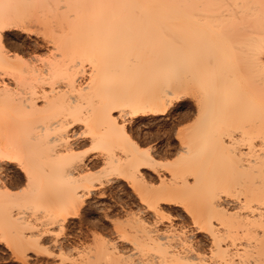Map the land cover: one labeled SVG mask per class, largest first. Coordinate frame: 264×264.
<instances>
[{"label":"bare ground","instance_id":"6f19581e","mask_svg":"<svg viewBox=\"0 0 264 264\" xmlns=\"http://www.w3.org/2000/svg\"><path fill=\"white\" fill-rule=\"evenodd\" d=\"M32 24L42 42L12 51ZM175 87L198 90L197 121L161 172L134 118L165 114ZM4 156L23 160L0 164V223L17 240L39 251L71 218L55 246L92 235L59 264H264V0H0ZM126 186L129 199L113 193ZM167 202L209 250L157 226Z\"/></svg>","mask_w":264,"mask_h":264},{"label":"rangeland","instance_id":"374dc122","mask_svg":"<svg viewBox=\"0 0 264 264\" xmlns=\"http://www.w3.org/2000/svg\"><path fill=\"white\" fill-rule=\"evenodd\" d=\"M35 26L38 27V25L36 24H32L30 29H28L27 27L25 28L24 27L21 28L18 26L15 28L13 27L14 31L15 32L17 31L16 34L17 35L19 34V35L18 36L16 35L17 38H15L17 43L14 42V45L16 44L17 47L16 46L12 47L11 45V47L15 49L14 50L11 48L12 51H17L19 49L21 50L20 52H23L24 50L23 53H26L30 42H33L36 40L38 41V39L40 40L39 41L40 43L42 42L41 41L42 36L39 33V27L37 30ZM31 29H32V32H31ZM33 30H35L34 31L35 33L33 32ZM37 31L38 33H36ZM37 34H39V36ZM18 45L20 47L24 46L27 48L23 47L22 48L23 50H22L21 48H18ZM156 87L160 89L162 87L161 83H156ZM179 89L180 88L174 89L175 92L177 91L179 94L172 95L171 97L172 99L169 101L171 103H169V106H168L169 108L165 114L154 115L152 113H145V114H140L136 118H134L135 119L134 124L139 125L140 130H141L138 133V139L141 142V138H142L146 142V143H142L143 148L155 147L158 149L159 151V155L157 156L158 167L161 169V172H164L162 165L174 163L179 158V153L177 151L180 146L179 140H178L179 138L177 137L178 131L183 128L192 127L197 121L195 98H196V93L198 92V90L195 87H192L191 89H187L183 92H179L178 91ZM154 176H155V172H154ZM155 177L156 178L154 182L151 184L153 187H158L160 185V182L157 176ZM120 183L125 186V182L123 180H120ZM117 190L118 189H115L113 193H115L116 195L117 194L120 195L121 193L124 198L125 197L128 198V196L132 195L130 194L131 192L130 188L127 186L120 192ZM133 199L134 200H130V201L134 202L136 200L134 205H137V203H139L138 198L136 196H133ZM94 200L95 199L91 201L94 202ZM163 207L166 209L165 216L159 224L157 223L158 224L157 226L160 229H164V230L169 229V226L171 225V228H177V229L184 230L186 234L189 235L190 238L194 242L200 243L203 249L209 250L208 235L203 231H197V228L193 224L191 218L184 211L182 204L180 203L177 204L174 202H167L166 204H163ZM87 208H89V206H87ZM96 214H99V213H96ZM101 218H103V215H101ZM71 221L77 222V224L70 223L71 225H68V227L66 226V228H64L63 230L61 229L60 226L59 228L55 226L54 227L55 231L53 232V234L47 236L44 239L45 241L43 240V243H42L43 248L40 247L41 249H39V251H37L38 249L31 247L32 245L28 244L25 239L24 241L17 240L15 236H13V233L8 230V227L0 223V261H3L4 264H9V262L13 261L14 257L17 254H20L22 257H24V254L26 253L27 255L25 259L31 261L32 264H53V263L56 264L60 261V258L63 257V254L59 253V251L60 252L63 251L67 253L68 256L64 253V256L66 255L65 257H73V256L75 257L79 249H83L84 247H89V245H94V242L92 241L93 240L92 235H90L87 239H83L82 242L78 241L79 242V243L77 242L78 244L71 242L73 246L68 245L67 247H65L66 249L64 248L65 250L60 249L58 245L55 246V244H53V242L51 241V239L53 238H58L61 241L65 242L66 240V242L69 243V241L67 240H69L70 234L72 235L73 233H75L76 229H78V225H80V222L78 224L79 218H71ZM107 224L106 225L109 228L106 226L107 228V230L105 229L106 234L108 231L111 232L112 230V225L109 223ZM4 231H5V234L3 233ZM110 236L112 235L108 234V237ZM114 236L115 235L113 234V237ZM49 239H50V242H49ZM19 242L22 243L24 249H21L22 247L21 248L19 247L18 249L17 246L19 245ZM118 244L120 245L121 248L125 250H128L131 245L129 243V239L118 241ZM9 245H11V247H9ZM68 250L70 253L66 252ZM58 254L59 255L62 254V257L59 258ZM57 256L59 258L58 260H57ZM67 262L69 261L67 260Z\"/></svg>","mask_w":264,"mask_h":264},{"label":"snow or ice","instance_id":"6c2138e0","mask_svg":"<svg viewBox=\"0 0 264 264\" xmlns=\"http://www.w3.org/2000/svg\"><path fill=\"white\" fill-rule=\"evenodd\" d=\"M133 136H135V133H133ZM131 139V138H129ZM141 143H146L142 138H141ZM149 150L150 149H142V154L147 156L148 153H149ZM4 161H11L12 163H3ZM21 164L23 165V160L22 158L20 157H17V156H4V157H0V164H2V166L6 169H11L13 168V166L15 164ZM9 247H11V245H9ZM26 253L24 254V257H22L20 254H17L13 261H10L9 264H32L31 261L29 260H26L25 257H26ZM0 264H4L3 261H0Z\"/></svg>","mask_w":264,"mask_h":264}]
</instances>
